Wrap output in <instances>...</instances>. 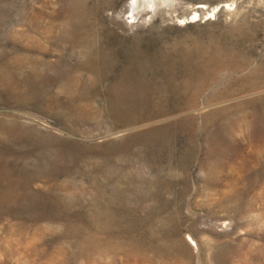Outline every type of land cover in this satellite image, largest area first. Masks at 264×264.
<instances>
[{
  "label": "rangeland",
  "instance_id": "1",
  "mask_svg": "<svg viewBox=\"0 0 264 264\" xmlns=\"http://www.w3.org/2000/svg\"><path fill=\"white\" fill-rule=\"evenodd\" d=\"M143 1L0 0V264H264V0Z\"/></svg>",
  "mask_w": 264,
  "mask_h": 264
},
{
  "label": "bare ground",
  "instance_id": "2",
  "mask_svg": "<svg viewBox=\"0 0 264 264\" xmlns=\"http://www.w3.org/2000/svg\"><path fill=\"white\" fill-rule=\"evenodd\" d=\"M146 1V0H145ZM152 1V0H151ZM150 1V2H151ZM142 2H144L143 0H130V7L132 8V10H136V9H134V8H136L140 3H142ZM153 2V1H152ZM144 4V3H143ZM148 4H150V3H148ZM150 5H152V3L150 4ZM197 14L196 13H194V15L191 17V21H195V19L197 18Z\"/></svg>",
  "mask_w": 264,
  "mask_h": 264
}]
</instances>
